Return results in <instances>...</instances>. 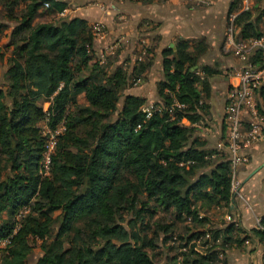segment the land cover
Listing matches in <instances>:
<instances>
[{"label":"trees","instance_id":"16d2710c","mask_svg":"<svg viewBox=\"0 0 264 264\" xmlns=\"http://www.w3.org/2000/svg\"><path fill=\"white\" fill-rule=\"evenodd\" d=\"M241 2L234 0L229 12ZM5 5L13 12L22 9L10 36L14 56L7 86L0 88V240L13 233L20 210H30L4 248L1 264H28L34 239L42 241L43 252L36 264H156L147 249L156 243L143 224L145 213L152 216L159 208L203 228L186 242L204 238L208 219L201 212L211 205L231 206L233 196L228 157H214L194 126L209 114V78L217 72L200 63L205 43L183 40L169 48L159 83L162 105L154 103L149 113L146 99L126 94L119 108L138 69L132 75L123 67L108 74L92 63L95 34L85 19L37 22L43 8L59 15L66 1L5 0ZM238 23L242 37H260L264 7L241 13ZM261 60L258 53L256 62ZM82 93L87 104L70 110ZM46 119L52 127L65 121L66 130L51 175L43 177ZM125 214L134 215L128 227ZM162 229L169 232V226ZM238 230L234 223L215 230L216 243L205 237L211 246L202 251L194 243L182 253L183 264L217 263L220 250L213 247L249 239ZM251 234L264 244V230L255 227ZM176 260L172 264H179Z\"/></svg>","mask_w":264,"mask_h":264},{"label":"crops","instance_id":"0c3cea01","mask_svg":"<svg viewBox=\"0 0 264 264\" xmlns=\"http://www.w3.org/2000/svg\"><path fill=\"white\" fill-rule=\"evenodd\" d=\"M62 1L68 4L67 14L62 17L82 18L91 25L95 34L92 61L99 62L108 74L123 67L132 75L137 68L139 75L133 80L139 86L125 89V95L134 94L147 102L154 101L156 106L163 104L159 83L164 81V61L169 58V48L175 49L183 40L192 41V45L203 41L206 48L200 63L214 67L217 72L209 78L211 94L206 100L210 106L209 114L194 126L197 128L196 135L205 141V148L214 151V157L228 156L225 144L227 96L230 87L238 83L235 70L245 65V61L228 53L224 47L227 18L234 0ZM254 2L258 7H264V0ZM96 24L101 25V32L94 30ZM257 59L258 54L250 57L249 61L260 65L262 60L256 62ZM165 92L169 94L168 89ZM81 95L85 98V93ZM257 100L264 112L263 95L259 94ZM184 122L190 125L188 120L184 119ZM248 154L249 161L239 170V190L250 206L236 195L232 206L211 205L222 208L226 225L234 223L239 228L237 234L243 237L250 235L244 243H235L220 251V255L225 254L227 264H264V244L251 234L256 227V217L264 215V167L257 170L264 164V139L253 144ZM228 215L235 221H228ZM201 216H204L202 212ZM207 223V228H210ZM213 224V229L224 227L220 222ZM209 242L214 244L215 241L212 239ZM218 249L219 246H216L213 250Z\"/></svg>","mask_w":264,"mask_h":264},{"label":"built area","instance_id":"2783aa9c","mask_svg":"<svg viewBox=\"0 0 264 264\" xmlns=\"http://www.w3.org/2000/svg\"><path fill=\"white\" fill-rule=\"evenodd\" d=\"M49 7V3H45ZM68 9L65 8L60 15L65 16ZM256 11L254 0H242L239 9L229 12L226 27L225 49L228 53L239 57L245 61V65L235 70L238 77V83L233 84L227 96L225 108V120L227 124L226 150L231 165V191L233 197L239 196L245 200L247 206H250L240 193L241 182L239 180V170L246 164L250 157L248 149L258 141L264 139V112L259 108L257 96L264 97V34L260 37L244 38L240 35L241 27L238 23L240 14ZM96 32H101L100 24L94 26ZM263 54V60L260 65L250 62V57ZM104 57V56H103ZM203 75V72H198ZM150 106H145V110L150 113ZM41 125L42 134L45 137L44 152L40 163V173L43 177L51 175L53 156L56 153L60 136L66 130L65 121L60 122L56 127L49 125L48 119ZM140 126V125H139ZM29 207H24L18 213V223L11 235L0 240V247H8L13 236L18 232L22 219L28 214ZM228 221H235L231 215L227 216ZM256 227L264 230L263 216L256 217ZM207 239H212V234H206ZM201 240V239H199ZM198 241V240H197ZM219 242V241H218Z\"/></svg>","mask_w":264,"mask_h":264},{"label":"rangeland","instance_id":"374dc122","mask_svg":"<svg viewBox=\"0 0 264 264\" xmlns=\"http://www.w3.org/2000/svg\"><path fill=\"white\" fill-rule=\"evenodd\" d=\"M16 9H18L16 10V12L8 10L5 5V0H0V23L3 25V30L2 33L0 34V88H6L7 86L6 74L8 68L10 67L11 58L14 56V48L9 45L10 36L17 23L16 20L17 18L15 14H19L22 8L18 7ZM58 17H60L58 14L48 11L47 8H43L37 19V22L40 23L46 21H55ZM91 56L93 57L92 53ZM92 63L95 62L92 61ZM102 67L103 66L101 65V68ZM83 74L88 75V71L87 70L84 71ZM137 86H139V83L136 84V82H134V80L131 78L129 80L128 88H134V87L136 88ZM124 96H125V92L123 91V95L120 98V102H119V108H121L123 105ZM154 103H155L154 101L153 102L148 101L146 102L145 106L152 107ZM86 104H87L86 99L84 98L83 95H80L78 96L77 104L71 105L70 110H75L79 106H83ZM44 106L47 109L48 103H45ZM44 123L45 122L43 121L42 124ZM151 204H152L151 207H154L153 206L154 201H152ZM202 213L208 219L207 224H209L208 226L210 227L207 228V226H205L204 229L210 232L211 234L214 233L215 230H217V228L214 229L212 228L214 226L213 224L214 222L217 223L220 222L222 226L226 225V219L224 218L222 208H219L217 206H212L210 208L204 209ZM145 214H146V220L143 224V227L145 228L144 233L147 235L148 239H153L156 243L155 247H148L147 249L151 257L155 260L156 264H172V259H174L175 257L177 259L176 262L178 261L179 264H183L182 253L185 252L188 253L194 243H196V248H198L201 251L210 248V246L206 245L207 244L205 238L206 236H204V238L198 241L186 242L188 241L187 238L189 237L192 231L202 230L203 228H197V225L194 222H192L190 219L179 217L174 210L171 209L169 211H165L162 208H159L152 216L150 215L149 212ZM261 216L264 217V215ZM133 217L134 215L132 214H125L123 223L128 227ZM233 217H235L234 214ZM162 226H169V232L164 231L162 229ZM56 231H57V224L54 227L51 238L54 236ZM41 243L42 241L39 239H34L32 241L33 252L28 260V264H36L38 258L43 254L41 249ZM184 245H187V247L184 248L183 247ZM229 247L230 245L229 246L221 245L219 246L218 250L224 251ZM4 248L5 246L0 247V264L5 252ZM220 253L221 252H219V256H218L219 260L215 264H227L228 262L226 261L225 254L220 255Z\"/></svg>","mask_w":264,"mask_h":264},{"label":"water","instance_id":"95a60500","mask_svg":"<svg viewBox=\"0 0 264 264\" xmlns=\"http://www.w3.org/2000/svg\"><path fill=\"white\" fill-rule=\"evenodd\" d=\"M262 167H264V164H263V165H261V166H260V167H259L257 170L261 169ZM257 170H256V171H257ZM256 171H255V172H256Z\"/></svg>","mask_w":264,"mask_h":264}]
</instances>
